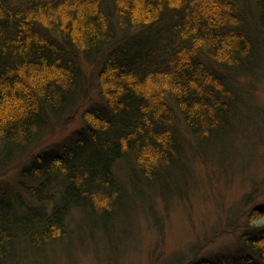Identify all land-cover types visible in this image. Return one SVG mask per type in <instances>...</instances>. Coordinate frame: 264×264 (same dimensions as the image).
Returning a JSON list of instances; mask_svg holds the SVG:
<instances>
[{"label":"trees","instance_id":"obj_1","mask_svg":"<svg viewBox=\"0 0 264 264\" xmlns=\"http://www.w3.org/2000/svg\"><path fill=\"white\" fill-rule=\"evenodd\" d=\"M261 48L264 0H0V170L80 97L84 62L99 66L106 101L71 145L23 171L40 180L34 195L58 184L59 204L16 208L0 196V261L18 239L38 246L62 233L72 210L106 229L145 190H177L188 141L179 116L191 148L225 157L243 125L233 77L263 61ZM244 216L235 250L178 263L264 264V204Z\"/></svg>","mask_w":264,"mask_h":264},{"label":"rangeland","instance_id":"obj_2","mask_svg":"<svg viewBox=\"0 0 264 264\" xmlns=\"http://www.w3.org/2000/svg\"><path fill=\"white\" fill-rule=\"evenodd\" d=\"M98 70L94 62H84L80 97L63 115L50 120L33 146L0 170V196H7L16 208L35 205L51 210L62 201L63 192L60 188L57 192L55 183L50 192L32 194L40 180L23 171L42 154L55 155L71 145L77 131L87 125L88 110L106 104ZM239 74L233 83L245 90L240 109L243 125L233 129L225 157L211 151L208 158L196 145L191 148L193 137L179 116V130L188 141L183 145L186 180L177 190H145L142 200L128 201L122 217L112 220L108 214L106 229L102 219L72 210L62 233L38 246L24 238L16 240L0 264H179L194 252L212 259L235 250L238 228L246 220L244 207L254 201L264 204V59Z\"/></svg>","mask_w":264,"mask_h":264}]
</instances>
